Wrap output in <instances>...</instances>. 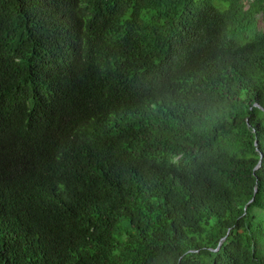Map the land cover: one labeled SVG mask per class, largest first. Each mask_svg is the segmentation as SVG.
Segmentation results:
<instances>
[{
    "label": "trees",
    "instance_id": "obj_1",
    "mask_svg": "<svg viewBox=\"0 0 264 264\" xmlns=\"http://www.w3.org/2000/svg\"><path fill=\"white\" fill-rule=\"evenodd\" d=\"M0 264H264V0H0Z\"/></svg>",
    "mask_w": 264,
    "mask_h": 264
},
{
    "label": "water",
    "instance_id": "obj_2",
    "mask_svg": "<svg viewBox=\"0 0 264 264\" xmlns=\"http://www.w3.org/2000/svg\"><path fill=\"white\" fill-rule=\"evenodd\" d=\"M224 239V238H223Z\"/></svg>",
    "mask_w": 264,
    "mask_h": 264
}]
</instances>
